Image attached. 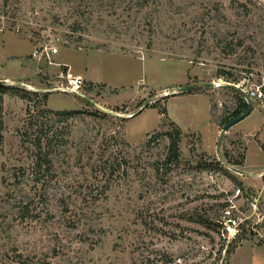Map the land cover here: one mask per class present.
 Listing matches in <instances>:
<instances>
[{"label": "rangeland", "instance_id": "374dc122", "mask_svg": "<svg viewBox=\"0 0 264 264\" xmlns=\"http://www.w3.org/2000/svg\"><path fill=\"white\" fill-rule=\"evenodd\" d=\"M0 86V264H264V0H0Z\"/></svg>", "mask_w": 264, "mask_h": 264}, {"label": "crops", "instance_id": "0c3cea01", "mask_svg": "<svg viewBox=\"0 0 264 264\" xmlns=\"http://www.w3.org/2000/svg\"><path fill=\"white\" fill-rule=\"evenodd\" d=\"M246 118H248L247 123L237 132L240 133L245 143L243 172L252 178L264 170L261 168L264 167V111L252 105L249 115L244 119ZM261 187L263 188V185Z\"/></svg>", "mask_w": 264, "mask_h": 264}, {"label": "trees", "instance_id": "16d2710c", "mask_svg": "<svg viewBox=\"0 0 264 264\" xmlns=\"http://www.w3.org/2000/svg\"><path fill=\"white\" fill-rule=\"evenodd\" d=\"M3 90V87L0 86V130H1V125H2V97H1V91ZM46 95L43 97V99H46ZM247 104L246 102L242 99L241 102L237 105V107L232 111V113L225 119L223 122L224 124L233 119L234 117L242 114L246 110ZM66 114H70V112H66ZM163 135H165L169 139V145L167 146L169 154H172L173 156H177L178 153V137L175 134L171 132H165ZM41 136L38 135L34 138V148L36 150V160L34 162V171L35 174H39L38 172L41 169V166L44 165L46 170H50V162L47 159L46 154L44 153V148L45 146H41ZM1 138V136H0ZM155 139V138H154ZM150 141L146 143V145L149 144ZM243 162L239 163L242 165ZM217 164L220 166L221 163L218 161ZM238 164V163H237ZM40 178L36 179L37 182H39ZM236 248V246H233V249L230 250L229 255L232 253V251Z\"/></svg>", "mask_w": 264, "mask_h": 264}, {"label": "water", "instance_id": "95a60500", "mask_svg": "<svg viewBox=\"0 0 264 264\" xmlns=\"http://www.w3.org/2000/svg\"><path fill=\"white\" fill-rule=\"evenodd\" d=\"M210 85H211V84H210ZM193 88H195V85H190V86L182 87V88H180L179 90H180V92H184V91L191 90V89H193ZM243 97H244L245 102H246V104H247L246 110H245L242 114H240V115L234 117L233 119H231L230 121H228L227 123H225V124L221 127L220 132H219V140H220L221 137L225 134V132H227L232 126H234L236 123H238L239 121H241L242 119H244L245 117H247V116L249 115V113H250V111H251V102H250V100L247 98V96H246L245 94H243ZM84 98H85V97H84ZM85 99H86L87 101L91 102V103L93 102V101H91L90 99H87V98H85ZM133 116H134V114H131V115L129 116V118H131V117H133ZM218 144H219V141H218V143H217V147H218ZM228 223L231 224V221H228Z\"/></svg>", "mask_w": 264, "mask_h": 264}, {"label": "built area", "instance_id": "2783aa9c", "mask_svg": "<svg viewBox=\"0 0 264 264\" xmlns=\"http://www.w3.org/2000/svg\"><path fill=\"white\" fill-rule=\"evenodd\" d=\"M49 49V53L48 54H54V53H56V50L55 49H51V48H48ZM33 57H37L38 55H40V51H39V49H35L34 51H33ZM61 91L62 92H66V90L65 89H61ZM72 92H74V90H72ZM78 94V93H77ZM246 96H247V98L248 99H252V100H258V101H261V100H263V98H264V95H263V92L262 91H260L259 89H257V90H252V91H250V92H248V93H246ZM256 176L258 177V178H260V179H263L264 180V170L263 171H261L260 173H258V174H256ZM240 190H238L237 192H239Z\"/></svg>", "mask_w": 264, "mask_h": 264}]
</instances>
